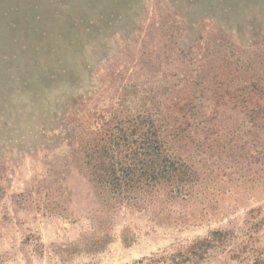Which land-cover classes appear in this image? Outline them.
Segmentation results:
<instances>
[{"label":"rangeland","instance_id":"1","mask_svg":"<svg viewBox=\"0 0 264 264\" xmlns=\"http://www.w3.org/2000/svg\"><path fill=\"white\" fill-rule=\"evenodd\" d=\"M148 120L192 181L89 249L87 148ZM0 264H264V0H0Z\"/></svg>","mask_w":264,"mask_h":264},{"label":"trees","instance_id":"2","mask_svg":"<svg viewBox=\"0 0 264 264\" xmlns=\"http://www.w3.org/2000/svg\"><path fill=\"white\" fill-rule=\"evenodd\" d=\"M131 127L118 124L104 129L85 153L91 180L108 195L100 196L101 215L95 216V231L88 244L95 251L103 250L111 240L109 228L103 226L108 213L125 207L155 214L166 198L192 181L187 166L166 153L151 120L135 121ZM121 236L125 242L132 240L128 229Z\"/></svg>","mask_w":264,"mask_h":264}]
</instances>
